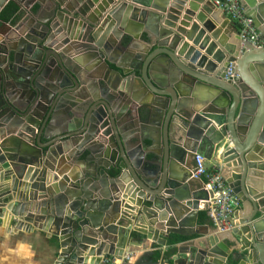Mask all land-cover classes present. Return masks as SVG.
<instances>
[{
	"label": "water",
	"instance_id": "95a60500",
	"mask_svg": "<svg viewBox=\"0 0 264 264\" xmlns=\"http://www.w3.org/2000/svg\"><path fill=\"white\" fill-rule=\"evenodd\" d=\"M9 1L19 3L1 0L0 10ZM159 1L49 0L46 19L22 5L0 39V219L52 230L58 264L121 259L138 245L131 232L159 245L182 234L207 200L187 158L215 156L252 213L228 221L237 250L229 253L217 233L187 262L264 264V192L254 180L264 177V161L255 163L264 156V0H238L258 48L240 41L211 0L191 1L218 24L202 23L215 30L212 42L199 44L200 31L189 46L174 31L181 0ZM225 28L236 45L221 41ZM196 33L193 25L188 34ZM116 52L119 72L108 67ZM230 64L234 79H226Z\"/></svg>",
	"mask_w": 264,
	"mask_h": 264
},
{
	"label": "crops",
	"instance_id": "0c3cea01",
	"mask_svg": "<svg viewBox=\"0 0 264 264\" xmlns=\"http://www.w3.org/2000/svg\"><path fill=\"white\" fill-rule=\"evenodd\" d=\"M19 3L13 2L18 10L17 16V22L13 25L9 22H3L0 21V39L3 38V33L8 32L10 29L15 26L19 20L22 17V12L24 8L23 6H27V10L34 13H39L41 18L46 19L48 16H50V3L49 0H18ZM173 0H168V5H171ZM1 2V0H0ZM10 2V1H9ZM159 5H161V2L158 0L157 2ZM179 10L177 11L178 17L176 24L174 26V31L181 30L179 34V38L182 39L184 43H186L189 46H192L193 41L196 39V37L199 35L200 31H202V35L199 39V44H201L202 41H204L205 37H208V42L211 43V35L215 32L216 29H218V24H216L213 21V18L211 15H207L205 12L201 11L202 5H196L191 0H181L180 2ZM205 2H202V4ZM195 5L197 8L195 12L191 13L190 18H188L187 24H185V27H181V23L183 22V18L185 17V13L188 11L189 5ZM7 4L4 5V7ZM4 7L0 10V12L4 9ZM203 14V21L199 22L197 20V16L200 14ZM158 14V13H156ZM211 23L212 26H214L215 30L211 33H209L203 26L202 23ZM196 25L197 26V33L194 36H189L190 28ZM220 30V38L221 41L226 44H237V37L235 34L231 33V31L228 28H225L224 30ZM190 38V39H188ZM207 42V43H208ZM137 47V46H136ZM195 49H198V46H195ZM120 52H116V55L114 56V59L112 60V63H108V67H110L112 70H115L117 72L120 71V69L117 67L121 63V55ZM200 53H203V50L200 51ZM123 59V58H122ZM116 63V65H115ZM176 121H178L176 119ZM44 142V140H41ZM144 145L147 147L149 145V142H145ZM147 160H150L152 158L151 153L147 152L146 155ZM259 162L255 163H263L264 156H259ZM217 158L214 156L210 161H205L204 165L208 171H213L215 168L219 169L218 164L216 163ZM63 164V163H62ZM64 166V165H62ZM193 166V158L188 157L187 162L185 164V168L187 171H190ZM48 169V168H47ZM50 172V170L48 169ZM222 172V170H220ZM225 173V172H222ZM264 174V173H263ZM255 181H258L261 187H259L260 191L264 192V177L258 178L254 177ZM11 180L3 182L2 186L10 184ZM192 184L199 187L198 180L192 179ZM25 184V182H24ZM26 185V184H25ZM22 190V193H20L21 196H24L25 194V186H22L18 192ZM27 193V192H26ZM257 193V194H258ZM26 195V194H25ZM22 198V197H21ZM19 197V199H21ZM132 202V201H131ZM13 203V202H12ZM125 203L131 207H134L130 202L125 201ZM201 202L199 203L200 207ZM149 206V204H147ZM159 212L158 210H156ZM204 212L198 208L196 215L192 216L191 219L187 222V224L182 228V234H169L166 237L157 238L165 241L164 245H159L156 242H152L150 239H146V237L138 232H131L129 235H127L128 242H132L134 244H138L137 246H129L124 249V254H122L121 259L119 256H105L102 258V260L98 263H95V261L92 264H105L104 261H114L117 264H168L166 260H158L156 263H151L146 260V256L149 255L154 250H160L161 252H164L167 247V238L171 235H176L180 237H185L186 239L174 246L175 254L170 258V264H188L187 260L192 254L194 250H200L203 249L205 246V241L210 236L217 235V229L209 224H205L200 222V214ZM5 213V212H4ZM205 213V212H204ZM252 213L251 206L245 202H240V208L235 213L236 217L238 219L248 218L250 214ZM206 214V213H205ZM9 217L7 219H0V264H58V253H59V247L57 239L51 234V231L49 228L41 227L39 229L38 224L36 226L33 225L34 222L29 224H23V226L17 228L15 226L9 225ZM218 241H222L226 247H228V252L233 253V250H237L240 246L236 244L234 247L232 244H230V241L233 239L229 235V231L217 235ZM128 258L126 262H123L125 258ZM231 256H229L230 258ZM72 260L68 261L66 264H74ZM86 264H89V260Z\"/></svg>",
	"mask_w": 264,
	"mask_h": 264
},
{
	"label": "built area",
	"instance_id": "2783aa9c",
	"mask_svg": "<svg viewBox=\"0 0 264 264\" xmlns=\"http://www.w3.org/2000/svg\"><path fill=\"white\" fill-rule=\"evenodd\" d=\"M211 2L234 25L241 42L248 43L255 48L261 47L258 31L254 27L253 21L244 14L238 0H211ZM234 72V67L230 64L227 68L226 79L237 77ZM204 163L205 160L202 156H194L193 166L189 171L190 178L202 181L203 189L207 193V200L202 201L199 208L206 213L209 221L217 229V233L223 234L230 230L228 221L239 210L240 200L227 186L220 169L215 168L213 171H208ZM127 259L126 257L123 262H126ZM104 262L105 264H117L109 260Z\"/></svg>",
	"mask_w": 264,
	"mask_h": 264
},
{
	"label": "trees",
	"instance_id": "16d2710c",
	"mask_svg": "<svg viewBox=\"0 0 264 264\" xmlns=\"http://www.w3.org/2000/svg\"><path fill=\"white\" fill-rule=\"evenodd\" d=\"M18 10L16 5L13 2H8L4 9L0 12V21L9 22L10 24H14L17 22ZM200 222L211 225V222L207 218L206 214L202 212L200 214ZM185 237H180L176 235H171L167 238V247L164 252H161L159 249L154 250L149 255L146 256V260L151 263H156L158 260H166L168 264H170V258L175 254L174 246L182 241H184Z\"/></svg>",
	"mask_w": 264,
	"mask_h": 264
}]
</instances>
